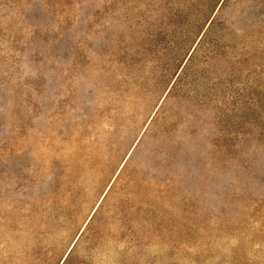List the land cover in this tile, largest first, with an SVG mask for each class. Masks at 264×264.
I'll return each instance as SVG.
<instances>
[{
    "label": "rangeland",
    "instance_id": "1",
    "mask_svg": "<svg viewBox=\"0 0 264 264\" xmlns=\"http://www.w3.org/2000/svg\"><path fill=\"white\" fill-rule=\"evenodd\" d=\"M0 264H264V0H0Z\"/></svg>",
    "mask_w": 264,
    "mask_h": 264
}]
</instances>
